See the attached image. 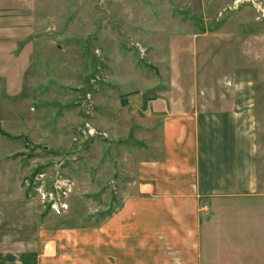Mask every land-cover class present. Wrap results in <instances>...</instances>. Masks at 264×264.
<instances>
[{"label": "rangeland", "instance_id": "rangeland-1", "mask_svg": "<svg viewBox=\"0 0 264 264\" xmlns=\"http://www.w3.org/2000/svg\"><path fill=\"white\" fill-rule=\"evenodd\" d=\"M233 3L0 0V254L11 264L99 263L100 224L122 201L105 187L104 153L131 152L133 138L103 128H131L136 94L217 106L230 87L212 72L264 77V20ZM63 183L69 208L57 215L44 196L63 198Z\"/></svg>", "mask_w": 264, "mask_h": 264}, {"label": "crops", "instance_id": "crops-1", "mask_svg": "<svg viewBox=\"0 0 264 264\" xmlns=\"http://www.w3.org/2000/svg\"><path fill=\"white\" fill-rule=\"evenodd\" d=\"M214 75L230 101L198 108L147 89L132 98L131 128L104 126L133 138L131 152L104 153L105 187L122 201L100 224L98 264H264V77Z\"/></svg>", "mask_w": 264, "mask_h": 264}, {"label": "built area", "instance_id": "built-area-1", "mask_svg": "<svg viewBox=\"0 0 264 264\" xmlns=\"http://www.w3.org/2000/svg\"><path fill=\"white\" fill-rule=\"evenodd\" d=\"M243 5V4H248L250 5L252 8H255L256 12L259 14V18L264 20V0H234V7L232 8H238L239 5ZM84 131L86 132V134L92 138L96 135V131L95 129L90 126L88 123H86L84 125ZM103 136L106 137V134L103 133ZM63 189L66 187H68L67 191L63 190L62 192V196L63 198L60 197L59 192H60V188H55V191L52 190V192H49L48 194H44L41 196H44V198L46 199V203L49 206V209L56 213L57 215H60L64 212H66L69 208L67 202H66V198L68 193L71 192V188H69V186L67 185V183H63Z\"/></svg>", "mask_w": 264, "mask_h": 264}]
</instances>
